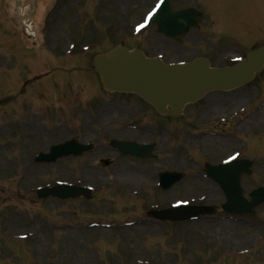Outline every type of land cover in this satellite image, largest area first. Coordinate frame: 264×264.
I'll return each mask as SVG.
<instances>
[{"label": "rangeland", "instance_id": "374dc122", "mask_svg": "<svg viewBox=\"0 0 264 264\" xmlns=\"http://www.w3.org/2000/svg\"><path fill=\"white\" fill-rule=\"evenodd\" d=\"M3 1V0H2ZM155 0H145L140 7V13L149 10L152 3ZM46 2V0H44ZM107 0L99 1L100 4H105ZM214 6L223 8L225 4L229 3V0H212ZM4 4V1H3ZM151 4V6H149ZM232 4L235 5L237 11L244 14L247 7L244 6V0H232ZM149 6V8H147ZM101 10H96L98 14ZM109 13L114 12L108 9ZM250 11V10H249ZM4 7H0V58L3 60V65L0 66V126L6 122L8 126H5L1 131L3 138L0 141H4L5 144L0 146V169H27L32 170L36 173L39 170H68L71 164V160H63L52 166H34L33 157L39 151H45L49 149V145L56 142L62 141L68 137V134L59 129V127L54 126L49 120L36 121V123H21L17 126L18 136H14L13 131L9 126L15 129V122L21 119H30L35 115L36 111L37 117L43 118L44 115L41 110L36 108L26 109L21 112V109L15 104L23 103L24 99L28 100V97H22L20 95L21 90L25 88L26 80L34 78V73L40 70L38 65V58L43 59L45 62L50 60L51 65H56L54 59L53 49L48 47L49 42H58L56 37L60 35L63 37H68L66 31L56 24L54 33H51L48 37L45 31L43 32H33L35 40L41 43V39L49 41L44 46L37 44V52L32 44L31 40L21 31L15 30L6 21ZM106 19H110L111 16L105 9ZM250 13H261L264 20V0H251V11ZM104 16L100 13L97 18ZM218 17H222L221 14ZM215 19L214 16H211ZM135 19H137L135 17ZM37 24L38 19L32 18L31 20H26L29 25ZM6 24L9 27H6ZM67 40L66 42H69ZM30 43L32 49H27L26 45ZM68 44V43H67ZM66 44V45H67ZM15 46L11 50L12 53L16 54V57L8 58L7 49L5 47ZM64 45V44H58ZM55 44L52 47H57ZM27 55V59H21V54ZM20 54V56H19ZM38 56V58H37ZM264 83V81H263ZM51 86L52 82L45 80V88ZM63 84V83H61ZM72 86V85H71ZM71 86L68 84H63L62 87H57V92L61 90H67L62 98L59 100L63 104H69L73 96L71 93ZM41 88L40 83H34L31 87ZM72 88H75L72 87ZM50 89V88H47ZM264 89V87H263ZM66 96L69 97V102L66 103ZM85 98V96L81 95ZM29 102H32L30 98ZM25 106H31L30 103ZM51 107L54 105L50 104ZM14 107V109H12ZM40 109L41 104H40ZM48 109L49 106H48ZM48 112V111H46ZM16 113L19 115L16 116ZM50 118L55 119L53 114L50 113ZM48 117V115L46 116ZM264 114L258 118L253 116L250 118L252 125H264L263 118ZM10 118L11 121L9 120ZM30 122V121H29ZM58 123V122H57ZM59 124H61L59 122ZM251 125V126H252ZM258 125V126H260ZM252 130V128H250ZM13 135V136H11ZM183 135L187 136L183 138V143H187V152L190 151V146L193 144L189 139L188 135L184 132ZM190 136V134H189ZM258 137V135H257ZM193 148L199 149L192 145ZM241 149L244 153H247L245 145L232 141L229 145V149ZM259 154V156H257ZM255 155V156H254ZM263 155V156H262ZM258 161L256 166L255 177L248 179L246 181L245 187L248 190L255 189L256 187H264V151L261 149H256V151L250 147V156ZM182 162L180 165L184 168L189 164V158L187 156H181ZM209 156H198L199 161H204ZM168 164V163H167ZM161 165V162L157 163ZM74 167H79V162L75 163ZM140 169L139 174L133 173L131 170L126 172V175L135 180L129 178L130 181H117L119 187L114 190H106V194L100 197L103 198L101 203L96 205H88L87 213L83 212L79 222H88V219L94 218L95 214L98 216L97 219H103L105 222L118 221L121 224L116 223L115 227L112 228V233H108L107 236L103 234L107 230L98 234L89 235L88 239L82 236V233H77L75 242V264H99L98 257H106L107 254L113 250H117L121 260V264H167L172 259L183 263L194 264H262L264 263V207L260 208L257 218L237 220L232 218H227L222 214L217 215L213 219H200L189 225H164L158 224L148 218V212L151 209L162 206H169L176 199L175 192L178 196H190L193 199H198V196L206 194L209 191V185L198 181L196 184L189 175L193 173L189 170L188 183L184 182L180 184L177 188L171 190L168 194L154 191L153 187L148 184L152 182L148 180L147 176L143 175L147 172L149 165L137 166ZM136 167V168H137ZM113 169L109 170L112 171ZM123 174L125 172L121 170ZM31 174V173H30ZM36 174H43L42 171ZM34 178V182H29L30 184H40L38 181L39 177H28V179ZM191 181V182H190ZM195 182V183H194ZM111 186L115 184L114 181H107ZM126 193L132 194L131 196L137 197L139 199H126ZM136 194V195H133ZM215 198L222 197L220 194L210 193ZM169 195V196H167ZM167 196V200H166ZM104 199L106 201L104 203ZM190 199V198H185ZM167 202V203H163ZM169 201V202H168ZM23 206H28L27 202L21 203ZM107 210H110L107 212ZM100 214V215H99ZM119 220H116V219ZM132 226L129 227L128 225ZM124 227V228H123ZM121 228V229H120ZM82 236V237H80ZM115 236H117L115 238ZM68 242L66 236L58 237V243L62 245ZM94 242L97 244L94 245ZM21 247H17L15 253H19ZM190 258H180L183 254H188ZM249 253L248 255H243L241 259L239 254ZM250 257V258H248ZM193 258V259H191ZM249 259V260H248ZM248 260V261H247ZM20 259H17L19 264ZM177 262V264H181ZM14 264V263H12ZM30 264V263H29Z\"/></svg>", "mask_w": 264, "mask_h": 264}, {"label": "water", "instance_id": "95a60500", "mask_svg": "<svg viewBox=\"0 0 264 264\" xmlns=\"http://www.w3.org/2000/svg\"><path fill=\"white\" fill-rule=\"evenodd\" d=\"M147 87H149V86H147ZM150 89V88H149ZM147 98H149V99H151V97L149 96V95H145ZM156 104H158V103H156Z\"/></svg>", "mask_w": 264, "mask_h": 264}]
</instances>
